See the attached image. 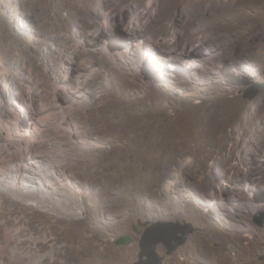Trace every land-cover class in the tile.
<instances>
[{"label":"rangeland","instance_id":"rangeland-1","mask_svg":"<svg viewBox=\"0 0 264 264\" xmlns=\"http://www.w3.org/2000/svg\"><path fill=\"white\" fill-rule=\"evenodd\" d=\"M49 1L0 0V177L10 182L0 191V264L19 234L47 238L49 251L52 223L72 218L103 264L138 262L154 224L194 230L170 255L157 245L163 264H264V49L255 40L264 16H248L255 37L238 27L220 37L209 33L213 0L166 25L131 14L128 0L57 14ZM224 129L239 140L224 159L230 169L192 164L185 151ZM22 168L33 180L55 170L57 205L12 194L9 173ZM122 235L134 242L116 245ZM81 244L60 243L54 264H97Z\"/></svg>","mask_w":264,"mask_h":264},{"label":"bare ground","instance_id":"bare-ground-1","mask_svg":"<svg viewBox=\"0 0 264 264\" xmlns=\"http://www.w3.org/2000/svg\"><path fill=\"white\" fill-rule=\"evenodd\" d=\"M103 1L104 0H62V1L55 0L51 8L57 14L58 12L61 11L63 7L66 6H69L68 8H74L76 5L87 6L95 3L97 4ZM144 1L145 0H128L127 1L128 6L126 8L129 10L131 14L137 15L140 19L145 18L146 22H150L158 25L161 24L166 25L165 22L166 19L169 18L172 19L173 17L174 20L176 17V12L178 10L181 13V15L184 13V11L187 12L196 11V9L190 3H196L200 0H150V2L147 1L148 2L147 6L143 5ZM243 1L245 0H226V1L217 0V2L213 0V2H209L210 6L214 7V9L212 10L214 14V18L213 20L210 18L212 20L211 22L212 26L208 25L209 33L213 30L216 31V33L220 37H228L230 34H233L235 32V29L237 27L242 32L248 31V28H250L249 29L250 35L255 37L254 31L256 30L255 29L253 30L252 25L256 22L254 21L253 23L252 20H249L251 18H249L248 16H264V0H259L256 3H253V5H250V2L244 4L245 2L243 3ZM246 11L253 14L249 15ZM205 22L206 21H204V23ZM13 37L14 36L10 34V32H7L5 41L11 42L9 40L13 39ZM255 40L258 42L262 41L261 46L262 49H264V34L259 40L258 39ZM4 43L5 42H3V44ZM201 43H203V41ZM4 48L7 49L8 47H4ZM216 138L217 139L209 142L203 141L202 143L199 144V146L196 147H193L192 145L188 149V151H185L187 152L189 159L191 157L192 164L199 165L207 173L216 168L230 169L231 165L229 166L228 165L229 163H227L224 159H226L230 155L231 150L238 145V141H239L238 139L233 140L230 130L228 129L221 130L216 135ZM172 159L173 158H171V160ZM33 171L36 172V170ZM49 172H51V170H49ZM18 173L20 174L19 177H18L19 174H17L16 172L9 173L12 177L11 182L14 185L13 187L14 189H16L15 190L16 193L13 192L12 193L13 195L17 196L19 195L17 193L20 192L21 196L25 198H27L26 196L30 197V199L29 198L28 199L38 205L39 204L57 205V198L51 195L50 193L51 188L57 189L56 187L59 185V179L55 177L56 174L55 170H52V173L54 175L51 177L46 175V173L38 172L39 176H36V180H33L30 177L26 176V174L27 175L32 174V172L30 171L28 172L25 169L23 170V168ZM34 174H37V172ZM204 174L205 176L208 175L206 173ZM17 180L20 184L19 186H17ZM9 183H10L9 181L2 180L0 177V191H2L1 189L3 187L7 188L9 186ZM208 183H210V180L207 177H204L203 181L200 183V186H202L204 189V187H207ZM200 200H202L201 197ZM70 220L71 221L66 222L65 219H57L55 220V222L52 223L51 229L54 228V231L50 235L51 237L50 240L55 241V245L50 246V250L47 252H45L49 247L48 245L49 242L47 238H44L43 241L25 240L26 241L25 243V241L23 242L22 240H20L22 234H19L18 239L14 238L15 239L14 242L16 243V247H14L15 252L14 255L10 257L8 264H44V263L49 264V262L51 264H54L57 254L59 253L60 243H65L66 244L65 247L71 246V244L73 243H80V244L83 243L80 245L79 248L83 249V251L87 256H90L89 258L90 260L95 261L97 264L105 263L106 261H101L103 258L99 259V261L98 260L96 261L94 258V255H96L98 252L99 245L94 244L95 242L91 241V238L84 231L82 233L84 234L85 237L82 235L81 231H79L80 225L78 223L79 222L78 220L73 218ZM89 228L91 227L89 226ZM11 237L13 238L14 236ZM7 240L10 239L8 238ZM28 242H30V245L27 246ZM235 246H237L238 254L240 257L241 254L239 252L240 249L238 248V244ZM201 251H202V255H206L203 249ZM2 254L3 253H1V255ZM103 254H105V250L103 251ZM103 254L101 253L100 256L104 257L105 255Z\"/></svg>","mask_w":264,"mask_h":264},{"label":"water","instance_id":"water-1","mask_svg":"<svg viewBox=\"0 0 264 264\" xmlns=\"http://www.w3.org/2000/svg\"><path fill=\"white\" fill-rule=\"evenodd\" d=\"M264 89V86L260 87ZM257 92L252 96L254 97ZM259 225L264 224V214L257 219ZM140 225V222H139ZM134 231L138 234L141 233V229L137 226L134 227ZM194 230L192 227H183L175 224H163V225H152L147 228L142 235L140 241L141 252L139 254V261L135 264H163L164 257H160L156 252L157 245L163 243L167 249V255L172 254L178 247L182 246L188 236ZM178 234H181L178 236ZM134 240L130 235H122L116 241V245L127 246L133 243Z\"/></svg>","mask_w":264,"mask_h":264}]
</instances>
